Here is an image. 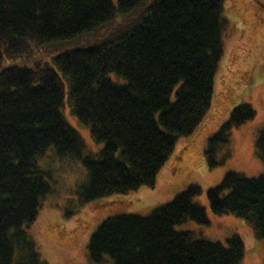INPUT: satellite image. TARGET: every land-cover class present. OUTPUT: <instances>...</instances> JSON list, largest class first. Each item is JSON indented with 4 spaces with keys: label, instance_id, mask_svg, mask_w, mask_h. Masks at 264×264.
Returning <instances> with one entry per match:
<instances>
[{
    "label": "trees",
    "instance_id": "obj_1",
    "mask_svg": "<svg viewBox=\"0 0 264 264\" xmlns=\"http://www.w3.org/2000/svg\"><path fill=\"white\" fill-rule=\"evenodd\" d=\"M225 0H0V264H44L27 228L53 191L45 155L81 159L88 181L81 203L154 187L178 137L192 134L211 107L224 53ZM117 13L121 20L111 28ZM136 15V16H134ZM108 28L88 47L53 54L54 66L3 61ZM64 80L73 114L103 147L82 155L84 142L65 118ZM248 102L207 138L209 168L229 156L232 129L255 117ZM264 166V127L255 139ZM226 148V150H224ZM180 157V155L178 156ZM189 183L148 215L118 213L92 233L86 264H240L244 241L226 245L176 230L188 219L208 224ZM214 214L247 220L264 239V168L256 176L227 171L206 189ZM107 197V198H109Z\"/></svg>",
    "mask_w": 264,
    "mask_h": 264
},
{
    "label": "rangeland",
    "instance_id": "obj_2",
    "mask_svg": "<svg viewBox=\"0 0 264 264\" xmlns=\"http://www.w3.org/2000/svg\"><path fill=\"white\" fill-rule=\"evenodd\" d=\"M113 3L117 5V0ZM121 17L117 13L110 27H117ZM224 17V53L215 76L211 107L192 134L178 137L169 159L157 174L154 187L143 186L96 202L81 203L79 192L88 181V171L82 160L53 155L40 159V165L52 174L49 181L53 191L42 201L39 214L27 231L44 264L88 263L90 237L106 217L118 213L148 215L189 183H198L202 187V193L194 201L206 208L209 223L204 225L188 219L177 224L175 229L191 230L199 237L223 245L232 233H237L244 241V257L240 264H264V239L255 234L247 220L232 214H214L206 195V189L219 184L229 170L250 177L260 174L264 168L254 146L259 129L264 127V0H225ZM108 33L106 27L45 46L33 44L28 54L5 59L3 65L54 66V53L92 46ZM68 90V83L64 80L63 115L82 137L85 145L82 155H97L103 143L95 141L89 127L71 111ZM221 92L222 99L219 98ZM241 102L250 103L256 115L232 129L229 156L222 165L209 168L204 156L207 138L229 117L231 108Z\"/></svg>",
    "mask_w": 264,
    "mask_h": 264
},
{
    "label": "bare ground",
    "instance_id": "obj_3",
    "mask_svg": "<svg viewBox=\"0 0 264 264\" xmlns=\"http://www.w3.org/2000/svg\"><path fill=\"white\" fill-rule=\"evenodd\" d=\"M219 98H220V99L223 98V93H222V92L220 93V97H219ZM182 146H183V145H182ZM182 146H181V147H182ZM183 149H184V146H183ZM171 164H172V163H171Z\"/></svg>",
    "mask_w": 264,
    "mask_h": 264
}]
</instances>
